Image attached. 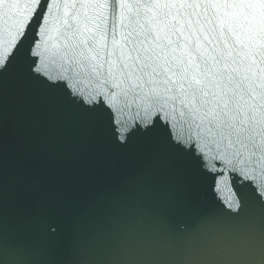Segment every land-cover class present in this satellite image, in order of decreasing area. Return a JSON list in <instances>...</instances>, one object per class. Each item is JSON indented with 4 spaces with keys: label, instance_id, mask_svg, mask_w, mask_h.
<instances>
[{
    "label": "snow or ice",
    "instance_id": "obj_1",
    "mask_svg": "<svg viewBox=\"0 0 264 264\" xmlns=\"http://www.w3.org/2000/svg\"><path fill=\"white\" fill-rule=\"evenodd\" d=\"M235 199L194 236L196 185ZM88 199L62 245L58 221ZM147 216L184 239L133 245ZM264 264V0H0V264Z\"/></svg>",
    "mask_w": 264,
    "mask_h": 264
},
{
    "label": "water",
    "instance_id": "obj_2",
    "mask_svg": "<svg viewBox=\"0 0 264 264\" xmlns=\"http://www.w3.org/2000/svg\"><path fill=\"white\" fill-rule=\"evenodd\" d=\"M235 188H230L220 184L215 190L208 187L206 183H197L196 185V209L193 212L181 214L173 217V222L179 221L186 225L189 233L197 236L201 233L205 221L217 216L220 208H226L229 202L235 199ZM88 199L81 200L77 205L68 208L62 218L57 222L61 232L60 243L62 245H71L74 240L73 224L81 209L87 206ZM151 208L150 203L144 207V229L141 230L138 238L133 240V245L138 246L149 242L152 247L162 256L173 258L175 253L184 245L185 241L181 237H175L158 226L154 225L147 216ZM91 223L85 221L81 228L85 231L83 236V249L87 260L92 264H106L108 259V249L111 247V241L94 242L89 238L88 230ZM255 245L260 248L261 239L259 229L255 234ZM224 243V234L213 231L210 232L204 241L197 246L194 255L185 256L187 264H224L227 259L225 256H217L215 250Z\"/></svg>",
    "mask_w": 264,
    "mask_h": 264
}]
</instances>
